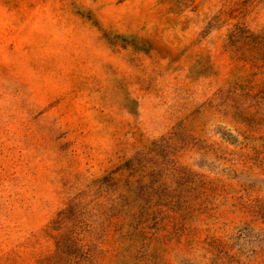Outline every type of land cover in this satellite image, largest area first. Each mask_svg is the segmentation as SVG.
<instances>
[{
	"label": "rangeland",
	"instance_id": "1",
	"mask_svg": "<svg viewBox=\"0 0 264 264\" xmlns=\"http://www.w3.org/2000/svg\"><path fill=\"white\" fill-rule=\"evenodd\" d=\"M0 264H264V0H0Z\"/></svg>",
	"mask_w": 264,
	"mask_h": 264
}]
</instances>
